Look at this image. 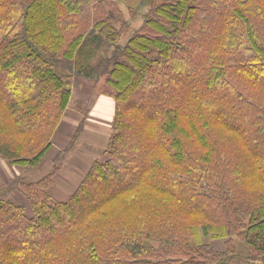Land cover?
Returning a JSON list of instances; mask_svg holds the SVG:
<instances>
[{
	"label": "trees",
	"instance_id": "1",
	"mask_svg": "<svg viewBox=\"0 0 264 264\" xmlns=\"http://www.w3.org/2000/svg\"><path fill=\"white\" fill-rule=\"evenodd\" d=\"M144 2L120 43L116 0H0V157L39 167L76 77L114 103L67 200L56 162L0 194V264H264V0Z\"/></svg>",
	"mask_w": 264,
	"mask_h": 264
},
{
	"label": "rangeland",
	"instance_id": "2",
	"mask_svg": "<svg viewBox=\"0 0 264 264\" xmlns=\"http://www.w3.org/2000/svg\"><path fill=\"white\" fill-rule=\"evenodd\" d=\"M115 1V0H114ZM116 4L119 6L120 8V12H122L124 20H125V24L127 26V30L126 32L122 33V36L120 37L121 41L120 43L125 42L128 37L133 34L142 24L143 21V15L144 13L148 10V3L144 2V0H134L129 2L128 0H116ZM118 28H121L120 24H116ZM105 88V84H104V79L103 77H101L98 81H90V80H85L84 78L81 77H76L73 79L72 81V92H73V99H72V105H74L75 107L78 106V115L80 117H83V119L88 120L87 123H85V127L86 130L84 131V133L82 132V136L80 135L81 133L78 132V137H82L81 139H83V141H79V139L77 141H75L74 145L72 146L73 149H71L70 151L66 152L65 147L67 146V143L70 141H68L66 144L63 143L62 141L58 140V142L62 143V144H58L61 146V148L59 150H55V147L52 149V153L50 154L51 158H48L47 163L51 162L53 160L54 157L56 156H61L62 152H65L67 154H69V152L71 153V158L69 160H65L64 157H59V158H55L54 162H56V164L61 163V161L64 159V163L63 166L65 167V165L68 164V161H72V165L70 166L69 169H73V171H75L77 169V159H78V155H82V153H84L85 155V159L82 158V164H87L89 165L90 162H92L93 160H100V161H105L107 159L106 153H105V147H104V142L106 140V138L108 137V134L110 133L109 130L107 131L106 129V122L105 121L108 117L111 118V116L108 115L104 116L102 115V113H100L99 111H95L94 115H90L87 116L91 110L93 109V105L96 107H98V109H102L103 106L102 105H106L102 99H97L99 97V94H101L104 91ZM98 102V104L96 102ZM94 107V108H95ZM109 111V110H108ZM93 113V112H92ZM106 114V112H105ZM101 115L105 120L102 123L99 124H95V122H98L100 119ZM95 117V118H94ZM94 118V119H93ZM63 121V120H61ZM95 121V122H94ZM94 123V124H93ZM64 125V124H63ZM74 125V124H73ZM87 126L88 129H87ZM83 124L81 122V124H79L77 126V124L74 127L68 126L67 130L68 133L67 134H74L75 129L76 130H80L82 129ZM98 127H102L103 129V140H95L96 138H93L94 136H98L100 138V133L98 132ZM74 128V129H72ZM72 129V131H71ZM106 129V130H105ZM63 132V130H61ZM65 132V131H64ZM71 135V136H72ZM102 136V135H101ZM95 140V141H94ZM94 141V142H93ZM84 142V143H82ZM95 145H94V144ZM60 154V155H59ZM69 157V156H68ZM82 157V156H81ZM62 158V159H61ZM66 158V157H65ZM47 159V158H46ZM45 161V158L43 159ZM52 164V162H51ZM44 166V165H43ZM53 164L51 165L50 169H52ZM22 170H26L25 172H22V174L26 175L27 173H32L34 174V170H29V169H24L21 168ZM63 170V169H61ZM40 173H36L35 176H37L36 178H39ZM24 178H29L26 176H22ZM18 188V182H16V186L15 187H11L10 184L7 185V188L5 189V193L3 195L4 199L10 200L9 201H14L13 203H18L20 205H23L27 212L30 213V206L29 203L27 202L26 198L24 197V195L17 189ZM60 187H57L55 189H59ZM67 196V194H65ZM62 199H66V197L62 196L60 197ZM11 201V202H12ZM210 244L213 246V248L217 249V250H223L224 249V242L225 240L223 239H215V240H210L209 241Z\"/></svg>",
	"mask_w": 264,
	"mask_h": 264
},
{
	"label": "crops",
	"instance_id": "3",
	"mask_svg": "<svg viewBox=\"0 0 264 264\" xmlns=\"http://www.w3.org/2000/svg\"><path fill=\"white\" fill-rule=\"evenodd\" d=\"M72 99H73V92H72V96H71V99L69 101V104H68V106H67V108L65 110L64 117L62 119L63 121H61V123L58 126L56 132L54 133V140H53L54 141V144H53L54 146L53 147H55V150H59L61 148V146L58 145V144H62V143L58 142V140H60V141H62L63 143L66 144L71 139L72 133L71 134H67L68 133V130H67L68 126L71 125V127H74L76 124L78 126L82 122L83 127H82V129H80V133H81L80 135L82 136V132L84 133V131L86 130V128L84 129V127H85V123H87L88 120H85V119H83V117H80L78 115L79 114L78 113V111H79L78 108L79 107L78 106L75 107L74 105H72V103H73ZM97 99H102L103 102L106 105H102L103 106L102 109H98L97 106L95 107L93 105V109L91 110V112L87 116H90V115L93 116L95 111H99L104 116L108 115V113H109V116H111V118L108 117L105 120L101 115H99L100 116L99 121L98 122L94 121V122H95V124H99V123L104 122V120L107 121L106 122V129H107V131L109 130V132H110L111 131V120H112V115H113V110H114L113 99L111 97H108V96H105V95H102V94H99V97ZM96 103L98 104V102H96ZM105 112H106V114H105ZM94 115H96V114H94ZM88 127L89 126H87V129H88ZM72 129H74V128H72ZM72 129H71V131H72ZM97 129H98V132L100 133V138L98 136H96V137L94 136L93 138H96L95 140H97V141L103 140L104 137H103V129H102V127H98ZM61 130H63V132ZM75 131H76V129H75ZM109 135H110V133L108 134V137H109ZM108 137L106 138L105 142L103 143L105 149H106V146H107ZM81 138L82 137H78L76 139L77 140L79 139V141H83V139H81ZM77 140H75V141H77ZM69 142L67 144H69ZM82 143H84V142H82ZM71 149H73L72 146H71ZM71 153L70 152H69V154L65 153L62 156V158L64 157L65 160L68 158L67 160H69L71 158ZM48 158H51L50 154H49V156H47V159L45 158V161L43 160L41 162L39 167L34 169V172H35L34 174L27 173L26 175H24V174H22V172H25L26 170H22L20 167L12 165L11 163H9L8 160L0 157V193H2L4 195V193H5L4 191L7 188V185H9V184H10L11 187H15L16 186V182H18L19 181L18 179L20 177H22V176L29 177L27 179L36 180V179H38V178H36L37 176H35L37 172L40 173V175H42V176L45 175L46 173H48L50 171L49 169H50L51 165L54 164L55 157L51 161L52 164H51V162L47 163ZM82 158L85 159L84 153H82V155H80V156L78 155L77 169L75 171H73V169L72 170L69 169L70 166L72 165V161H68V164L65 165V167L63 166L64 159L62 160L63 163L61 161V163L56 164L60 168L57 170V172H56V174L54 176V185L49 187L50 188L49 192L57 200H63V201L67 200L68 197L72 194V192L76 189V186H78V184L81 182V180L85 176V174H86L85 172L88 171V169H89V167H90V165H91V163L93 161L90 162L89 165L82 164L81 163L82 162ZM61 169H63V170H61ZM57 187H60V188L57 190V189H55ZM65 194H67V196ZM62 196L66 197V199L60 198ZM10 198H9V200H10ZM12 202H14V201H12Z\"/></svg>",
	"mask_w": 264,
	"mask_h": 264
}]
</instances>
